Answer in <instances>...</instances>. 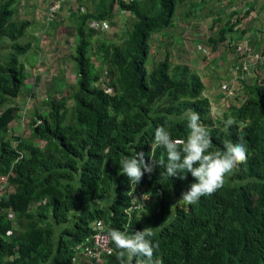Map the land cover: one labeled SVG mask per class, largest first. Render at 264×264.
<instances>
[{
    "label": "trees",
    "instance_id": "obj_1",
    "mask_svg": "<svg viewBox=\"0 0 264 264\" xmlns=\"http://www.w3.org/2000/svg\"><path fill=\"white\" fill-rule=\"evenodd\" d=\"M198 1L100 0L77 19V44L69 54L75 88L47 99L45 114L34 109L29 133L14 137L10 124L19 108L11 100L27 77L18 56L29 49L18 40L31 22L18 16L21 0H0V178L12 190L0 201V264H73L93 223L128 234L153 227L160 264H264V86L247 87L241 105L212 116L200 76L171 54L172 48L182 50L180 32L193 15L190 8L208 5V17L214 26L218 22L214 8L220 0ZM183 6L188 10L181 12ZM115 7L130 14L129 29L118 30L119 44L96 26L86 27L89 21L114 24ZM209 21L204 16L206 27ZM229 22L233 28L239 18ZM154 36L163 39L164 56L152 55ZM187 108L210 130L212 149L222 151L226 139L247 149L246 162L224 186L195 205L179 201L194 182L191 173L182 180L156 167L132 185L119 172L120 159L136 151L150 160L151 145L154 159H166L165 149L154 145L155 130L164 126L173 139H186L187 121L179 117ZM229 117L235 124L225 130ZM135 191L146 197L141 205L133 206ZM118 251L111 242L105 264H119Z\"/></svg>",
    "mask_w": 264,
    "mask_h": 264
},
{
    "label": "crops",
    "instance_id": "obj_2",
    "mask_svg": "<svg viewBox=\"0 0 264 264\" xmlns=\"http://www.w3.org/2000/svg\"><path fill=\"white\" fill-rule=\"evenodd\" d=\"M30 2H34L36 5V19L40 20L44 23L48 29H51L49 27H52L53 29H57V25L55 22L58 20L60 16V12H63V19L61 25V28H64L66 23V19H69L70 17H76L75 22L77 24V19L81 15H87L90 13L89 10L94 8L98 4L100 0H55L58 1L60 4V8L56 14L55 17H49L48 16V7L47 4H40L37 2V0H28ZM221 1V0H220ZM233 0H230V2ZM218 3V2H217ZM31 4V3H30ZM91 4V5H90ZM231 4V3H229ZM24 0H21V8L19 9V17L21 19L29 20L25 17V14H29L31 16L32 9L29 5H26L24 7ZM92 6V8L90 7ZM216 6V5H215ZM81 7V10H80ZM233 9L226 10V13L222 14V11L215 7V14L214 16H219L217 18L218 22L216 25H213V22H211V19L209 21L210 27H206L205 29L199 28L200 26L194 22L190 26H186L185 31L184 29H181L184 33L182 34V31L180 32L181 37L183 38L182 41V50L179 52V49L177 52H172V56L176 59V62H182L184 64L189 65L193 71L195 70L196 73L200 76L201 82L203 83L204 90L206 89L205 82L212 81L213 75L211 74V60H214L218 57L217 65L220 66V62L223 61V56L226 55L228 59V63L230 64L228 68L223 69V73L229 78V80L225 81V85L221 89H223L224 92H221L217 96L213 95L215 102L218 101L219 105H227L229 106L230 103L233 104L236 103V105H241L245 99L246 95L244 94V91L247 87H250L255 84L263 85L264 86V59H261L260 61L250 64L248 70H244L242 68V61L240 63L239 61H236V54H239L236 52V46L239 44H245L248 47L252 48L253 53H264V0H234L232 2ZM115 12H118V8L115 7ZM121 14L126 12H120ZM228 13V14H227ZM226 15L224 22L220 23L221 16ZM231 16V17H230ZM58 17V18H57ZM50 18H53L51 21H49ZM230 18V22L234 20L235 18H239V24L234 26L233 28H229L226 26V19ZM204 19V18H203ZM44 20V21H42ZM115 20V19H114ZM31 22V20H29ZM34 21V20H33ZM55 21V22H54ZM203 21V20H202ZM229 22V24H230ZM108 24L109 29H112L113 25H115L108 21H100L99 23L94 22H88L86 27H92L96 26L97 29L100 28L98 25L100 24ZM32 24V22H31ZM75 24V25H76ZM110 25H112L110 27ZM31 26V25H30ZM121 28V27H120ZM209 28V29H208ZM51 29V31H53ZM102 30L103 29H99ZM75 31V30H74ZM48 36V37H47ZM47 36H45L44 39L47 40V43H49V39H51V36L49 35L47 31ZM49 38V39H48ZM182 40V39H181ZM57 43V42H56ZM51 44V42H50ZM59 44V43H58ZM51 46V45H50ZM37 50H42L44 52V49H40V46H37ZM40 53V52H39ZM215 53L218 55L215 57ZM47 54V53H46ZM172 57V58H173ZM178 59V61H177ZM174 60V59H173ZM41 58L31 66H34L33 68H36V74L37 71L40 70V67L44 64H42ZM196 68H198L196 70ZM27 71V77H29V70ZM34 72V73H35ZM31 74V73H30ZM52 80L53 75H55V72H51ZM50 75V82L51 80ZM42 76V73L38 76L39 78ZM224 76V75H223ZM26 77V80L28 78ZM25 80V82H26ZM48 83V85H49ZM222 82L221 84H223ZM25 85H27L25 83ZM211 87V84L209 85ZM204 95V91H203ZM35 94H28L26 91L25 99L23 101H17L18 98L14 101V104L18 106L19 112L18 116L15 121H13L10 124L11 127H15L18 129V126H21L20 119L25 118V115L32 116L34 113V109L32 108L34 104V100L36 99ZM205 97V95H204ZM207 98V97H206ZM209 98V99H208ZM212 109H213V102L212 97H208ZM239 99V100H238ZM13 104V102H11ZM230 107H232V105ZM29 118V117H28ZM22 134V133H21ZM2 186H0V189ZM9 188L8 194L9 196L12 192L11 188ZM111 198L113 199V196L111 195ZM95 205H90L89 208H93ZM11 211H6L9 213ZM90 243L89 237L84 241V245L82 248L79 249L77 257L74 260L73 264H85V261L92 256L90 253V250L86 249L87 244Z\"/></svg>",
    "mask_w": 264,
    "mask_h": 264
},
{
    "label": "clouds",
    "instance_id": "obj_3",
    "mask_svg": "<svg viewBox=\"0 0 264 264\" xmlns=\"http://www.w3.org/2000/svg\"><path fill=\"white\" fill-rule=\"evenodd\" d=\"M179 119L187 121L186 139H173L164 126H158L154 133V145L165 149L166 159H154L151 145L150 160L145 159L142 151H136L134 155L120 159L119 172L127 176L132 185L139 184L145 173L150 176L156 167L164 169L161 175L182 180L191 173L194 182L182 193L179 201L195 205L201 197L210 196L224 186L226 177L233 174L238 165L246 162L247 149L242 142L233 143L227 139L222 141V151L212 149L210 130L201 123L199 113L192 108L185 109ZM234 124V119L229 117L225 121V130ZM143 198L146 197L143 195ZM136 203L134 200L133 206ZM107 235L119 250L116 254L119 264H160L154 258V251L159 245L153 243V227L147 226L131 234L109 228Z\"/></svg>",
    "mask_w": 264,
    "mask_h": 264
},
{
    "label": "rangeland",
    "instance_id": "obj_4",
    "mask_svg": "<svg viewBox=\"0 0 264 264\" xmlns=\"http://www.w3.org/2000/svg\"><path fill=\"white\" fill-rule=\"evenodd\" d=\"M192 1H195L194 5L195 3L199 2L198 0H184V2H188V3ZM233 1L230 2V0H221L218 3H216V7H218L221 11H224V13H226V10L229 11L233 9L231 7ZM95 2H97V0H95ZM30 3L28 0H24V4H25L24 7H26V5H29L30 8L32 9L31 16L29 14H25V17L31 20L32 24L31 26L27 28L24 37L18 40L19 44L29 45V49L26 51V53L20 54L18 56L19 61L24 63L25 69L29 70V77H27L28 80H26L25 82L27 85L22 88L21 94L19 95L17 101H23L25 99L26 91L29 94L33 93L35 94L34 97L36 99L34 100V104L32 108L33 109L38 108L39 110L38 112L40 114H45L47 111L45 107V103L47 99H49L51 96L61 97L64 95L65 96L70 95L72 89L75 88V84L77 80V70L75 68L74 61L70 58L69 54L73 50V47L77 44V38L75 36L76 32L74 31L76 28V25H75L76 17L74 16V17H70L69 19H66L65 21L67 25H65L64 28H61V25L59 24L62 23L63 19L61 18H63V12L62 13L60 12L59 18L57 17L58 20L56 22L54 21L55 24L57 25V29H53L52 27H49L53 29V31H51V29L47 28L46 26L47 24L46 25L44 24L46 22H41L40 20H37L35 18L36 17L35 8L37 4L35 5L34 2H30ZM18 7L19 9L21 8V3L18 5ZM90 7L92 8V6ZM80 10H81V7H80ZM94 10H95V4H94V8H92L89 11L93 12ZM185 10H188V8L183 6V8L180 11L182 12ZM190 10L193 11V15H191L190 19L186 21L187 25L190 26L191 24L196 22L200 26L199 28L205 29V24L202 20L204 16H207V21L211 19L207 15L208 11H210V7L208 5L205 6L203 4H198L194 8H190ZM223 17H226V15H223ZM128 18H130V14L128 12L121 14L118 11V12H115V20H114L115 25H113V27H111L112 25H110L112 29H109L108 28L109 25L106 23L105 24L102 23L98 25V27L100 26L99 29H103L102 31L103 35H106V34L108 35V39L110 42L119 44L121 43V38H119L120 31L118 32V30H123L126 28L129 29L130 24L128 21L126 22ZM182 27L183 28L181 29H184V26ZM47 31L49 35L51 36V39L48 38L51 44L50 42L47 43V40L44 39L45 36H47ZM179 31L180 29L178 30V33ZM183 31H185V29ZM183 31H182V34L184 33ZM94 41H95V38H93V42H92L93 44L92 59H93L94 65L98 67L99 62H100V56L97 55L98 53L97 45L98 44L96 41L95 42ZM162 41L163 39L159 38L158 36H154L153 38L151 53L152 55H157L156 58H158V56H164V49L162 46ZM100 42H102V40H99V43ZM37 46H40V49H44V50L46 49V50L44 52H42V50H37ZM171 51L177 52V49L172 48ZM3 53L4 54L6 53L5 50H3ZM217 55L218 54L215 53V57ZM235 56H236L235 58L236 61L240 60V63L242 61L243 65H244V62H249V60L247 58H243L241 54H236ZM39 58L44 60L42 61V64L44 65L40 67V70L37 71V74H36L35 72L36 68H33L34 66H31V65H34L39 60ZM172 59H174V61L176 60L174 57ZM211 61H212L211 62L212 69L210 72L213 75V77H212L211 82L209 81L205 82L206 89L204 90V95L207 98L209 96L212 97L211 98L213 102V109L211 110L212 116L221 118L222 113H227L228 108L230 107L231 104H233L234 101L230 103L229 106L219 105L218 101L215 102L213 95L217 96L221 92H224L223 89L221 88L223 87V85H225V81L229 80V78L223 73V69L228 68L230 64L228 63V59L226 55L223 56V61L220 62V66L217 65L218 57ZM197 69L198 68H196V70ZM25 72L27 76V71L25 70ZM51 72H55V75H53V80H52ZM194 72L196 71L194 70ZM41 73H42V76L39 78L38 76ZM50 75H51V80H52L51 83H49ZM107 80H108L107 73L106 71H104L103 76H102V81L107 82ZM59 81L62 82L63 84L62 87L58 85ZM222 82L224 83L221 84ZM210 84H211V87H209ZM244 94L247 95L245 91H244ZM11 101L14 102V100H11ZM68 105L71 106L70 101L68 102ZM234 105H236V103L233 104L232 107ZM30 117L31 115L30 116L25 115V118L22 119V121L21 119L19 120L21 126H18L19 127L18 130L15 127H11V130L14 133V134L12 133V135H14V137L25 136L26 133H29L28 129H29V121L31 119ZM0 186H6V180L1 179ZM134 199L137 202L135 206L141 205L142 201L145 200L143 198V193H139L138 191H135ZM144 204L145 203H143V205ZM91 226L93 227V224Z\"/></svg>",
    "mask_w": 264,
    "mask_h": 264
},
{
    "label": "built area",
    "instance_id": "obj_5",
    "mask_svg": "<svg viewBox=\"0 0 264 264\" xmlns=\"http://www.w3.org/2000/svg\"><path fill=\"white\" fill-rule=\"evenodd\" d=\"M40 4H47L48 16L55 17L57 14L60 4L55 0H38ZM77 1V0H73ZM53 18H50L51 21ZM236 52L241 54L243 58H247L249 62H244L242 68L248 70L250 64H254L261 59H264V53H253L252 49L245 44H239L236 46ZM6 180V178H0V180ZM8 186H2L0 189V201L6 197L8 194ZM1 211V209H0ZM7 218L10 221L14 220V215L12 212L7 213ZM90 243L87 244L86 249L90 250L92 256H90L85 264H105L104 256L111 250V240L107 235V232L103 230V225L101 223H93V233L89 236ZM84 246V245H83Z\"/></svg>",
    "mask_w": 264,
    "mask_h": 264
}]
</instances>
